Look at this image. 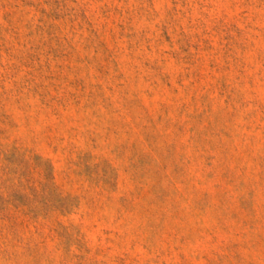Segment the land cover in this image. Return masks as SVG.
Masks as SVG:
<instances>
[{
	"label": "rangeland",
	"instance_id": "rangeland-1",
	"mask_svg": "<svg viewBox=\"0 0 264 264\" xmlns=\"http://www.w3.org/2000/svg\"><path fill=\"white\" fill-rule=\"evenodd\" d=\"M0 264H264V0H0Z\"/></svg>",
	"mask_w": 264,
	"mask_h": 264
}]
</instances>
